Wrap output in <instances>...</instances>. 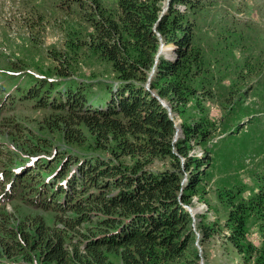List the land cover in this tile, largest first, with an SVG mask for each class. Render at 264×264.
I'll use <instances>...</instances> for the list:
<instances>
[{"label": "trees", "instance_id": "trees-1", "mask_svg": "<svg viewBox=\"0 0 264 264\" xmlns=\"http://www.w3.org/2000/svg\"><path fill=\"white\" fill-rule=\"evenodd\" d=\"M205 2L116 0L108 8L93 0L86 17L92 32L82 45L111 66L112 82L95 93L88 84L62 79L70 74L58 70L60 79L31 77L35 81L12 93L0 89V113L30 102L46 112L34 123L36 131L60 136L70 151L29 164L23 153L34 150L19 143L25 127L17 115L5 119L18 151L0 150V264H199L184 205L215 167L210 155L230 153L239 160L246 154L244 140L233 135L214 148L203 145L213 129L202 101L221 89L225 108L232 109L252 91L247 79L264 71L256 68L262 53L236 56L234 43L240 49L247 44L240 42L248 39L242 29L220 31L211 51L203 47ZM162 44L173 46L168 55L159 54ZM158 98L181 119L176 140L174 122ZM250 132L243 139L252 143ZM191 142L204 148V161L189 155ZM157 161L164 166L153 168ZM257 177L251 186L220 179L214 197L225 211L223 223L199 227L202 243L220 234L239 264H264V171Z\"/></svg>", "mask_w": 264, "mask_h": 264}, {"label": "rangeland", "instance_id": "rangeland-1", "mask_svg": "<svg viewBox=\"0 0 264 264\" xmlns=\"http://www.w3.org/2000/svg\"><path fill=\"white\" fill-rule=\"evenodd\" d=\"M92 1L80 0L77 4L76 0H0V89L12 93L23 87L26 81H35L31 77L60 79V75H57L58 70L70 74L62 79L78 80L88 84L93 87L92 91L95 93L98 87L112 82L111 66L105 61L94 58L86 45H82L88 43L87 36L92 32L86 22V17L93 12V9L89 7ZM100 1L108 8H113L116 4V0ZM165 2L166 0H163V4ZM205 4V11L200 17L199 34L203 35V41H201L207 51H211L212 46H215L214 38H217L220 31L229 35L231 30L237 32L242 29L241 35L244 33L248 39L242 37L240 42L246 41L247 44L245 48L240 49V45L234 43L233 49L236 56L250 59L251 55L256 57L257 54L262 53V58H264V0H206ZM256 68L257 70L264 69V62L256 65ZM261 74V76L254 74L247 79L244 84L248 86V91L251 89L252 91L245 96L242 94L241 97L244 98L232 109L225 108L227 103L222 101L223 91H220L221 89L213 94L212 100L203 99L202 101L203 107H206L208 111L207 119L213 129V131L211 129L210 138L203 145L206 148H214V143H219L233 135L234 139L239 138L240 142L244 140L246 144L242 143V149H245L243 151L246 154L242 155L239 160L232 158L230 153L226 154V158L210 155L213 157L209 158L212 159L211 164H215V167L206 170L209 176L201 182L199 193L191 198L190 204L184 205L192 219L190 226L193 234L192 246L197 250L199 264L240 263L238 255L230 249L220 234L211 236L202 243L199 227L217 221L220 225L223 223L225 211L214 197L215 188L220 179L233 182L238 178L244 184L251 186L253 179L259 177V174L262 175L264 171V71ZM223 84L228 85V81H224ZM258 84L261 89L259 93L255 92ZM7 94L9 92L5 93ZM159 100L167 111V107L170 109L169 116L178 128L176 139L180 138L181 119L171 112L168 101ZM246 108H249L247 113H245ZM43 113L46 112L33 110L30 102L15 105L13 109L0 113V150L5 151L9 148L12 151H18L10 139L12 132H9L10 129L4 124L5 119L17 115L19 117L17 122L19 120V123L25 127L24 133H19V143L22 139L25 143L23 146L30 151L34 150L30 156L23 153V157H29L28 163H33L38 159H51L57 155L56 153L65 156V152L69 149L68 145L66 146L65 142L60 140V136L49 134L47 131L45 132L48 135L42 136L40 131H36L34 123L41 120ZM196 113L194 109L191 110V116H196ZM253 116L258 118L251 125L246 126ZM250 128L253 130L252 139L254 138V141L252 143L243 139V134L251 137ZM27 133L40 135L44 139L43 143ZM191 143L192 149L189 155L204 161L202 153L204 148ZM236 147H239V144ZM18 157L19 155L15 154L16 162ZM183 162L181 158V164ZM164 163V161H157L153 168H162ZM201 170L205 171V167ZM188 176L187 172L184 173L181 184L186 183ZM13 206L7 205L6 211L16 214Z\"/></svg>", "mask_w": 264, "mask_h": 264}, {"label": "water", "instance_id": "water-1", "mask_svg": "<svg viewBox=\"0 0 264 264\" xmlns=\"http://www.w3.org/2000/svg\"><path fill=\"white\" fill-rule=\"evenodd\" d=\"M166 48H167V46H164V45L162 44V45H161V48H160V50H159V54H161V53H166V55H168L169 52L167 53V52L165 51ZM163 106H164V104H163ZM165 107H166V105H165ZM167 109H168V111L170 110L168 107H167ZM177 134H178V128L176 127V132H175L174 140H176V138H177Z\"/></svg>", "mask_w": 264, "mask_h": 264}, {"label": "bare ground", "instance_id": "bare-ground-1", "mask_svg": "<svg viewBox=\"0 0 264 264\" xmlns=\"http://www.w3.org/2000/svg\"><path fill=\"white\" fill-rule=\"evenodd\" d=\"M172 49H173V46H167V48L165 49V51L168 53V52H170V51H172Z\"/></svg>", "mask_w": 264, "mask_h": 264}]
</instances>
